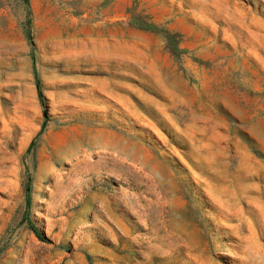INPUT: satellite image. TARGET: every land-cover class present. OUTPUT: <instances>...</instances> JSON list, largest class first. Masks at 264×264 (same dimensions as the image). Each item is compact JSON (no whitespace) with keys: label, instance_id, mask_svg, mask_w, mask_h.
Returning a JSON list of instances; mask_svg holds the SVG:
<instances>
[{"label":"rangeland","instance_id":"rangeland-1","mask_svg":"<svg viewBox=\"0 0 264 264\" xmlns=\"http://www.w3.org/2000/svg\"><path fill=\"white\" fill-rule=\"evenodd\" d=\"M0 264H264V0H0Z\"/></svg>","mask_w":264,"mask_h":264},{"label":"trees","instance_id":"trees-1","mask_svg":"<svg viewBox=\"0 0 264 264\" xmlns=\"http://www.w3.org/2000/svg\"><path fill=\"white\" fill-rule=\"evenodd\" d=\"M40 98L44 102L41 95H40ZM45 116L47 117V112H45ZM31 229L34 232V234L38 237V239L45 241V238L43 237V235L40 233V231L35 226L31 225Z\"/></svg>","mask_w":264,"mask_h":264}]
</instances>
